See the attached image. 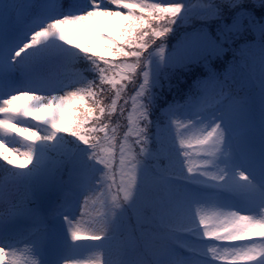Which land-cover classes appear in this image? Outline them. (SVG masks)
Masks as SVG:
<instances>
[{
  "label": "snow or ice",
  "instance_id": "snow-or-ice-1",
  "mask_svg": "<svg viewBox=\"0 0 264 264\" xmlns=\"http://www.w3.org/2000/svg\"><path fill=\"white\" fill-rule=\"evenodd\" d=\"M181 20L194 26L181 46L201 48L209 75L164 108L152 92L155 66H169ZM74 29L92 46L75 42ZM50 37L91 60L96 78L86 80L77 61L45 69L31 59ZM236 42L239 63L217 75L212 60ZM65 77L74 86L63 94L32 90L34 80ZM21 99L31 103L17 109ZM0 114V142L9 129L37 141L20 153L31 168L0 166V264H264V0H0ZM64 136L82 154L53 159L37 147ZM63 170L67 186L57 183ZM37 181L58 187L48 210L36 203ZM93 205L104 211L93 216Z\"/></svg>",
  "mask_w": 264,
  "mask_h": 264
},
{
  "label": "rangeland",
  "instance_id": "rangeland-1",
  "mask_svg": "<svg viewBox=\"0 0 264 264\" xmlns=\"http://www.w3.org/2000/svg\"><path fill=\"white\" fill-rule=\"evenodd\" d=\"M39 0H37L38 2ZM107 3L108 0H97V3ZM146 2L152 3L155 2V0H146ZM157 2H181V0H157ZM183 2H186L189 7H191L193 4L200 3L201 0H183ZM112 7H115L114 5ZM63 12L69 11L67 8L62 10ZM104 19V18H102ZM190 27V28H189ZM194 30V26H186L183 24L182 20L178 21L177 27L175 32L169 37L168 45H169V54H168V61L169 66L161 69L159 65L155 66L157 77L154 83V86L152 88V92L154 95V98L158 100V103L162 107H168L166 102L169 97H173L175 94V90L178 87H182L184 84H186V80H189L190 76L193 74L192 72L196 67L200 68L201 65L204 63L201 59L199 62H197V58L203 57V52L201 48L195 43V42H189L188 44L181 46L182 42L185 40L186 36L191 33ZM73 39L75 42L80 43L82 47H91L93 44V41L88 38L87 36H84L81 34L80 29H74L73 30ZM249 39V38H248ZM58 42L60 40L55 37L48 38L43 44L40 45L39 48L35 49L31 53V59L40 62L41 66L45 69L51 68L52 65L48 63V61L53 60L57 56V52L60 51V49H63V46L65 48H72L68 46L67 44L63 43V46L60 45ZM159 42V41H157ZM241 46V45H240ZM75 49V48H72ZM235 51H238V49H235ZM23 55V54H22ZM82 55H84L82 53ZM224 58V57H223ZM89 64H91V60L86 58ZM117 59V58H115ZM215 60V59H214ZM213 61V60H212ZM183 65L178 67H171V65ZM92 67V66H91ZM219 68V65L217 66ZM199 70V69H198ZM94 78H96L97 73L95 71H92ZM198 73H196V76ZM87 80V79H86ZM65 85H67V89L65 88ZM74 85H71L69 83V78L65 77L62 81H52L48 83H43L38 80L33 81V91H36L38 94H45V95H52V94H63L64 90H70L71 87ZM17 90H22L25 86L23 83L17 84ZM175 88V89H174ZM255 91L254 89L251 90V94H253ZM135 95V93H133ZM31 103L28 99H21L17 101L16 107L17 109L26 106L27 104ZM78 106L81 107L79 103L74 105L73 107ZM70 107L67 111V119H70L69 122L75 120L76 116L79 114L78 111H76L72 118L70 117V111H72ZM82 110V108L80 109ZM129 111H131V108H129ZM15 115V114H13ZM160 116V109H154V115L153 119H159ZM0 118H3V114H0ZM21 120L25 121L24 123H28L32 126H35L38 128V130L41 131L42 135H45L44 133V127L43 124L36 125V121L32 120L30 117H21ZM8 135L5 137V140L8 141V143L0 142V153H3V155H0V166L8 167L13 170H18L21 164H23L25 167L28 166V163L26 162V158L21 155L20 153L28 151L29 145H35L37 141L35 140V137L28 139L29 133L28 132H13L12 129L8 130ZM0 135H4L3 130H0ZM67 138L69 140H67ZM61 150L60 151H71V149H83L85 148L84 145L80 144L79 141L75 140V138L72 137H63L61 138ZM12 143L16 147H19V152L12 150ZM39 148V146H37ZM6 155L9 157V159L15 161L14 164L9 165L7 161L3 159V156ZM50 158H56L57 152L49 153ZM5 172L3 171V168L0 167V177L4 176ZM50 193V192H48ZM51 194V193H50ZM104 209L100 205H93L92 207V213L93 216L97 212H103ZM92 225L87 221L84 223L82 230H81V236L82 238L87 237V235L90 232ZM221 246H229V245H221ZM22 259H31L28 256L22 255Z\"/></svg>",
  "mask_w": 264,
  "mask_h": 264
},
{
  "label": "trees",
  "instance_id": "trees-1",
  "mask_svg": "<svg viewBox=\"0 0 264 264\" xmlns=\"http://www.w3.org/2000/svg\"><path fill=\"white\" fill-rule=\"evenodd\" d=\"M47 3V0H41L40 4H45ZM190 28V27H189ZM249 41L254 40V37H249L248 39ZM60 45L63 46V43L60 41L58 42ZM241 43L240 42H236L231 46V50H229L225 55L224 58H216L215 60H213L211 62V67L212 69L216 72L217 75H223V73L225 71L228 70V68L235 63H239L240 61V57L238 55V51H235V49H239L240 48ZM60 51L62 53H64V55L66 56V62L70 63L72 61H77L79 67L82 70H86L85 71V76L87 80H94V75L92 73L91 70V66H92V62L91 64H89V62L87 61V57L85 55H82L81 52H79L77 49H72V48H65L63 46V49L61 48ZM106 59H115L114 57H106ZM219 65V68H217V66ZM199 69V70H198ZM193 74L190 76L189 80H186V84H184L182 87H178L175 90V94L172 97H169L168 100L166 102L167 106L173 102L179 101V102H183L184 99L187 98V95L190 92H193L194 86L196 84L197 81H201L204 80L208 77L209 73L206 70L204 63L201 65L200 68L196 67L194 69V71L192 72ZM196 73H198V75L196 76ZM175 89V88H174ZM255 92L253 93V95H256L257 92L256 90H254ZM81 107L75 106L72 109V111H70V117L72 118L73 114L77 111V109H81ZM166 108V107H165ZM74 117V116H73ZM67 119V116H66ZM70 119H67V121H69ZM44 127V133L45 135H47L50 131V129L48 128L47 125H43ZM66 137V136H65ZM63 138V137H62ZM67 140H69L67 138ZM61 138H58V141L55 145H48L46 147H42L39 146V148L42 151L47 152V154L49 155V153L52 152H59V150H61ZM82 150L83 149H71V151H76L77 153L82 154ZM50 157V156H49ZM32 164L28 163V166H24L23 168H19L17 171H26L27 169L31 168ZM60 176L63 177V181H57L58 185H62V186H67V181L70 177V171L68 170H63L60 173ZM34 189L36 191V195H37V200L36 203L39 207H41L43 210H48L56 201L57 196H58V187L54 188V187H48V188H43L41 187V182L37 181L34 184ZM50 192V193H48Z\"/></svg>",
  "mask_w": 264,
  "mask_h": 264
}]
</instances>
